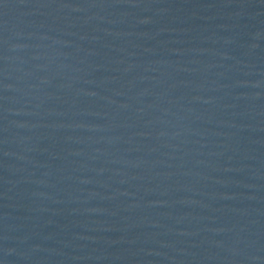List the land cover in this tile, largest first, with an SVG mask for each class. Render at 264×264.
<instances>
[{"label": "water", "instance_id": "water-1", "mask_svg": "<svg viewBox=\"0 0 264 264\" xmlns=\"http://www.w3.org/2000/svg\"><path fill=\"white\" fill-rule=\"evenodd\" d=\"M0 264H264V0H0Z\"/></svg>", "mask_w": 264, "mask_h": 264}]
</instances>
